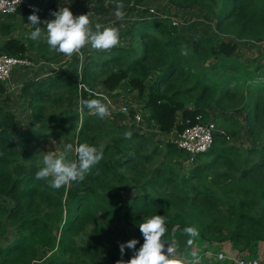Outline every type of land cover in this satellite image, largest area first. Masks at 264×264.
I'll return each mask as SVG.
<instances>
[{
    "label": "trees",
    "instance_id": "1",
    "mask_svg": "<svg viewBox=\"0 0 264 264\" xmlns=\"http://www.w3.org/2000/svg\"><path fill=\"white\" fill-rule=\"evenodd\" d=\"M104 1L96 0V13L107 11ZM108 1L134 9L132 0ZM166 1L173 13L192 18L181 26L199 29L205 23L192 27L198 17L213 16L216 30L191 37L145 8L128 20L126 40H114L110 22L94 27L98 49L79 80L72 67L21 83L18 94L33 119L28 127L16 125L4 107L9 97L0 81V237L9 232L6 243L0 239V264H146L149 254L185 250L193 232L238 250L264 242V65L245 63L235 51L241 39L264 40V0ZM18 13L27 10L0 12V51L25 56L23 35L7 36ZM56 18L54 38L85 40V26L72 13ZM36 19L23 18L31 29ZM28 41L46 60L62 53L47 41ZM114 89L145 96L147 127L180 130L202 112L223 132L216 131L200 160L185 165V150L137 129L135 108L115 113L130 123L112 125L93 109L103 103L93 90ZM80 94L79 118L71 103ZM66 128L76 151L67 180L56 181L37 169L38 139ZM244 128L252 142L245 148L232 140Z\"/></svg>",
    "mask_w": 264,
    "mask_h": 264
},
{
    "label": "rangeland",
    "instance_id": "2",
    "mask_svg": "<svg viewBox=\"0 0 264 264\" xmlns=\"http://www.w3.org/2000/svg\"><path fill=\"white\" fill-rule=\"evenodd\" d=\"M53 1H54L53 3L58 8L59 12L72 13L73 20L80 22L85 26L84 29L82 30V33L84 34V36H86V38L82 42L73 41L71 36H69L68 34L65 35L60 34L59 38H54L53 36L54 29L51 30L49 26H44V25L43 26L38 25V27L31 29L30 22L23 20V18L27 15L18 13V15H16L15 17H13L12 20H10L11 23L14 22V25L16 27L7 36L18 35V34L23 35L24 40L27 43L26 55L31 59L30 65L17 64L14 65L11 69L10 74L12 73L13 69L16 68V70H18V75L22 76L18 81L20 85L26 79L29 78L40 79L45 75L55 74L56 72L62 70H68L71 69L72 67L76 68L78 74L77 76L79 80V78L81 77L80 76L81 71L85 63L90 59L89 56H91V54L96 49H98L96 45H94L92 39L93 28L102 26L105 24V22L106 23L110 22L111 23L109 25L110 29L115 33L114 40L120 41L122 40L123 37L124 40H126L128 37L127 36L128 34L126 32L128 20L138 17L139 16L138 10H141L143 8H145L146 11L145 14L148 15L149 13H151L149 8L153 7L156 10V12L154 13L155 16H158L159 14H163L165 15L164 18L167 17V19L170 21L172 18L171 16H169V14L172 13L178 19V23L175 24L178 27L176 29L185 35L196 37L200 35H205V33L208 30L207 24L203 27L201 32H192V28L190 27L185 28L183 27V25L181 26V24L183 23L184 26H188L186 22H188V19L191 20L192 18L191 17L184 18V15L180 12H178L179 15L173 13L171 10H169L168 7L169 5L166 0H132L131 4H133L134 9L112 6V4L108 0H105L101 6L102 9L107 8V11L102 14L96 13V10L94 8V4L96 0H53ZM206 22L209 23V21ZM55 27H56L55 30H59V27L57 25ZM192 27H197V23L192 25ZM198 27H200V25H198ZM203 31H205V33ZM58 32H60V30ZM190 33L193 35H191ZM3 37L4 35L1 36V38ZM29 38L34 42V44L35 41L37 43L39 40L47 41L51 45L55 44L56 46H58V48H60V50H62V53H60L58 57L54 58L53 59L54 63L51 64L47 62L48 60L39 56L38 52L34 48V45L29 43L28 41ZM239 41L251 42V40H246V41L239 40ZM252 41H256V40H252ZM258 47L259 48L257 50L256 49L250 50V52L248 53L249 55L247 54L248 59H250V56L252 55L253 57L264 59V56H262L264 52L263 51L264 45ZM8 80L4 82L6 88L4 95H7V97H9V100L3 103V105L5 108H8L15 114L14 123L16 125L22 127H28L33 122V119L31 117L29 109L26 106V101L22 96L18 94L19 88L16 91L15 86L11 84ZM146 81H147L146 86H148L150 82V78H147ZM20 85H18V87H20ZM85 86L86 85L81 87H84L83 89H86L88 93H91L90 89H88ZM96 87L97 88L99 87L98 83ZM99 91L93 90L92 92L98 96H101L103 98V103H101L100 106H95L96 108L94 107L93 109L99 110L100 113L106 117L107 121L111 125L116 124L117 121L130 123V121H128V118L127 120L126 118L123 119L121 118V115L116 117L119 114H115L117 112H122L120 110V106L122 104H127L128 106L135 108L137 112L140 113L139 120H136L137 117L133 119L135 120V125L137 129L146 134L154 133L155 130L151 132L150 129H147V126L145 125L144 122V114L146 112V109L144 108V104L146 101L145 96L139 97V95L134 90L129 92H124V90L121 89H117V90L114 89L111 91H102V92ZM95 100L96 99H93L94 102H96ZM82 101H83V97L80 94L78 98L74 99V101H72L71 103V105L76 110H79V112L77 111L79 114V118L81 117L80 111H81ZM234 113L239 118L243 119V114L240 111H235ZM125 114L128 115L127 113ZM172 135L169 134L168 136L165 135L161 137L156 136L157 137L156 139L171 140ZM232 140L236 144L244 148L252 143L251 139L246 133L245 128L241 129L239 133L232 138ZM38 142H39V146L37 149V156H38L37 169L39 173L45 177L51 176V178L56 181L67 180V177L69 175L70 164L74 159V155L76 151L75 139L70 135V128L57 129L54 133L48 134L44 138L40 137L38 139ZM158 158L160 159L162 158V156H158ZM198 160H200V158L197 159V161ZM181 161H183V159H181ZM135 193L136 191L133 189L124 193V202H122L123 207L127 206L129 197L134 195ZM8 198L11 200L9 196ZM0 200H2L1 197ZM6 227L7 229H12V225H10L9 223L6 224ZM58 231L59 230L57 228L56 232L59 234ZM8 236H9V232L5 229V231L0 237L2 244L7 242ZM223 250L226 252V254H231L232 257L241 256L244 254L256 256V257L258 256V258L264 263V242L262 241L255 243L252 247L243 250H238L237 248H234L229 241H221V242L207 241L201 238L197 232H193V236L191 237V239H189L185 247V250L182 251L174 250L173 252L166 255H158L152 253L145 256L144 260L146 264H234L232 263V261L231 263L227 261L229 260L228 257H226L225 259L224 257L223 258L218 257V254L223 252ZM42 255L43 254H40L39 256ZM35 264H38V262H36Z\"/></svg>",
    "mask_w": 264,
    "mask_h": 264
},
{
    "label": "built area",
    "instance_id": "3",
    "mask_svg": "<svg viewBox=\"0 0 264 264\" xmlns=\"http://www.w3.org/2000/svg\"><path fill=\"white\" fill-rule=\"evenodd\" d=\"M20 8L27 10V15L36 16L37 24L39 26H49L51 30L56 29L58 8L55 4H52L48 0H0V12L4 14L14 13ZM150 11L155 13L156 10L151 7ZM160 17H165L163 14H159ZM171 22L173 24L178 23L177 17L171 14ZM55 27V28H54ZM31 59L25 56H14L0 51V81H6L11 69L17 64L30 65ZM81 85V84H80ZM127 104H122L120 110L127 113L129 110ZM140 113L136 111L134 119L139 120ZM135 121V120H134ZM186 125L180 130H174L171 141H173L178 147L182 148L186 152V158L183 161L184 164H193L199 154L207 151L214 141L216 131L223 132L222 128L216 125L213 118L204 119L202 112H197L193 116L186 118ZM219 258L224 259L228 257V262L234 264H264L258 256L241 255L232 257L231 254L223 252L218 254Z\"/></svg>",
    "mask_w": 264,
    "mask_h": 264
},
{
    "label": "crops",
    "instance_id": "4",
    "mask_svg": "<svg viewBox=\"0 0 264 264\" xmlns=\"http://www.w3.org/2000/svg\"><path fill=\"white\" fill-rule=\"evenodd\" d=\"M198 18L199 19H197L198 20L197 26H198L199 22H201V24L205 23L204 26L206 24L208 25V31L209 30L210 31L212 30V32H213L214 30H216L215 29V21H216L215 17H213V16L202 17L201 16V17H198ZM206 21H209V23H207ZM203 27H200L199 29L192 30V32H201V30L203 29ZM209 28H211V29H209ZM203 32L205 33V31H203ZM241 40H243V39H241ZM261 45H264V40H257V41H253V42H238L235 51L240 56V58L242 59V61H244L245 63H251V62L257 61L258 64L264 65V59H262V58H256V57H253V55L250 56V59L247 58L248 55H249L248 53L250 52L251 49H256L257 50L259 48L258 46H261ZM260 49H261V47H260ZM262 56H264V52H263ZM47 62H49L51 64L54 63L53 59L48 60ZM21 77H22L21 75H18V70H16V68H14L13 71H12V73L10 74V76L8 78L9 80L7 79L11 84H13L15 86L16 91L19 88L18 85H20V84H19L18 81H19V79ZM6 81H4V82H6ZM147 129H150L151 132L153 130H155L154 131L155 134L154 133H151L154 138H157L156 136H160L161 137V136H165V135L168 136L169 134H171V135L174 134V130L171 131V132H163V131H160V130H158L156 128H148L147 127Z\"/></svg>",
    "mask_w": 264,
    "mask_h": 264
}]
</instances>
